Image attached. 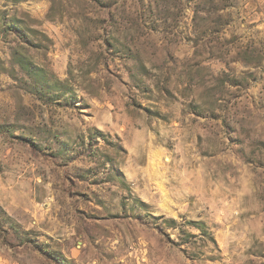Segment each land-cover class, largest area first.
Here are the masks:
<instances>
[{
  "label": "rangeland",
  "instance_id": "1",
  "mask_svg": "<svg viewBox=\"0 0 264 264\" xmlns=\"http://www.w3.org/2000/svg\"><path fill=\"white\" fill-rule=\"evenodd\" d=\"M0 264H264V0H0Z\"/></svg>",
  "mask_w": 264,
  "mask_h": 264
}]
</instances>
